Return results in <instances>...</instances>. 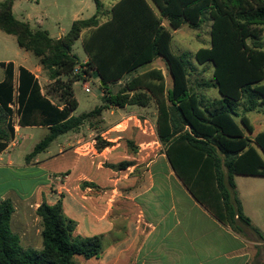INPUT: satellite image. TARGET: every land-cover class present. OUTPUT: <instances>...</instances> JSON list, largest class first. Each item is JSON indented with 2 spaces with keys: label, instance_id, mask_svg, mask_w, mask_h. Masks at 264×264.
Instances as JSON below:
<instances>
[{
  "label": "trees",
  "instance_id": "16d2710c",
  "mask_svg": "<svg viewBox=\"0 0 264 264\" xmlns=\"http://www.w3.org/2000/svg\"><path fill=\"white\" fill-rule=\"evenodd\" d=\"M13 1L0 2V31L14 36L20 49L38 59L50 83L42 93L35 76L19 67L15 86L13 63L0 62V153L14 139V112L18 126L48 128L25 157L29 162L106 107H146L154 101L157 138L174 174L219 222L238 234L248 229L264 242L262 232L243 214L234 182L236 175L264 177V131L249 138L253 127L245 116L264 109V0H117L109 10L102 0H93L94 15L74 21L59 39L17 20ZM205 20L210 22V47L197 50L194 58L211 63L212 78L204 85L215 88L218 99L195 92L189 55H174L170 48L171 31L184 24L197 29ZM81 36L87 63L73 73L80 63L71 48ZM157 58L165 62L170 89H165L160 70L152 69L125 81L115 94L109 91L124 75ZM91 73L101 83L103 104L74 116L78 103L73 84ZM107 146L100 141L96 150ZM13 212L10 199L0 200V264H76V256L91 259L103 248L101 236L74 235L76 225L63 213L61 200L42 202L36 209L40 249L21 245L10 227Z\"/></svg>",
  "mask_w": 264,
  "mask_h": 264
},
{
  "label": "crops",
  "instance_id": "0c3cea01",
  "mask_svg": "<svg viewBox=\"0 0 264 264\" xmlns=\"http://www.w3.org/2000/svg\"><path fill=\"white\" fill-rule=\"evenodd\" d=\"M115 1L103 2L105 9L109 10ZM95 11L93 0H14L12 4V14L17 20L27 22L32 29L47 31L52 39L61 38L74 21L88 19ZM162 25L167 27V22L163 20ZM22 61L27 63L25 58ZM157 61H161L159 66ZM86 63L87 56L78 67H85ZM162 63L157 58L148 68L144 66L146 69L126 74L116 84L156 69L164 77L165 89H170L165 78L166 65ZM27 64L13 63L15 86L18 68L24 67L35 76L43 93L50 81L38 60ZM87 80L99 81L95 73L83 82ZM157 116L154 101L146 107H106L101 112L103 122L99 131L109 146L96 152L93 159L76 154L80 149L75 146L80 128L73 135L64 134L65 138L56 144L55 155L41 159L39 153L26 162L27 149L19 148L28 147L31 152L34 143L30 140L26 146L25 141L31 135L19 133L41 129L47 135L48 128L18 126L14 112L11 118L14 139L0 153V200L12 201L10 227L19 236L21 245L41 248L36 209L42 202L52 205L61 200L63 213L76 225L74 235L102 237L103 248L94 257L101 260L99 264H264V242L248 229L238 234L219 222L174 174L163 152L159 153L162 146L158 138L154 140V124L150 123ZM121 146L131 148L134 153L127 152L122 158L117 152ZM50 153L48 150L47 155ZM66 155L72 159L69 166L49 167L50 161ZM105 162L110 164L104 166ZM121 162L129 165L119 169L116 166ZM139 166L144 167L142 174L134 172ZM23 170L40 172L41 177L30 191L10 185L4 188L9 179L18 177L17 171ZM260 179L264 177L236 175L234 182L243 214L264 236V182ZM111 213L113 219L109 218ZM80 257H75L76 264H88L80 261Z\"/></svg>",
  "mask_w": 264,
  "mask_h": 264
},
{
  "label": "rangeland",
  "instance_id": "374dc122",
  "mask_svg": "<svg viewBox=\"0 0 264 264\" xmlns=\"http://www.w3.org/2000/svg\"><path fill=\"white\" fill-rule=\"evenodd\" d=\"M109 1L111 0H103L104 3H108ZM44 29L49 30V27L45 26ZM171 35H172V40L170 43V48H171L172 53L174 55H180L182 53H187L189 55V60H190L189 80L194 86L195 92L201 98L218 99L219 94L217 90L215 88L206 87L204 85L206 82H209L212 78L211 63L205 62L203 64H200L194 58V53L197 50L201 48L210 47V22L205 20L204 23L197 29L190 28L184 24L178 30L171 31ZM71 53L77 58L80 64L83 62L86 55L82 48L81 38L75 41L74 45L71 48ZM24 58L26 59L27 63L37 62L38 60L32 53L26 52L20 49L16 43V39L14 36L6 35L0 31V62H13L16 66L28 65L27 63L22 61ZM162 62L165 63L163 60ZM160 64H161V61L156 62L157 66H159ZM149 66L150 65H146L145 67L148 68ZM145 67L144 69H146ZM2 78H3V69L0 67V81L2 80ZM165 78L167 80L168 87H170L171 78L167 72V68L165 69ZM123 84L124 83L110 85L109 91L112 94H115L123 86ZM99 85H100L99 81L96 82L94 80H87L86 82L77 81V83L73 84V92H74L75 99L78 103V106L76 110L73 111L72 115L79 116L83 113L90 112L94 108L101 106L103 104L101 96L103 95L104 91H102L99 88ZM237 111H238V114L240 115L241 108H239ZM245 116L247 117L250 125L253 127V133L251 135H247L249 138H252L257 133L264 131V109L263 107H259L255 111L247 112ZM116 117L117 115H115L113 118H116ZM151 121L152 123H150V125L153 126L154 124L153 126L154 138L155 137L157 138L156 121L154 119L152 120V118H151ZM102 122L103 120H102L101 115L91 117L87 121L84 122V124L81 126V134L77 139L79 140V142L77 143V145H75L76 147H80V149L76 152V154H79L89 159H93V156H95L96 152H98L96 150V145L100 141H104V139H102V137L100 136V131H99V128L102 126L101 125ZM23 132H27V134L31 135V138L25 141L26 146H28V143L31 142L30 140L33 141L34 146H35L46 135V132L44 130L33 129V130L22 131L21 133H19V136H22L24 134ZM67 135H73V132H70ZM64 138H65V135L60 136L54 143H52L49 146V148L46 151L38 155L39 158L45 159L48 156L55 155L56 154V144L58 142H61ZM156 138L154 139L155 142H156ZM23 142L24 140L22 141V143ZM22 149L23 150L27 149V152H26L27 155L30 153V150H28V147H23V148L21 147V149L19 148V150H22ZM118 149L119 150L117 152L122 158L123 156H125L127 152L129 154L134 153V150L132 151L131 148H128L126 146H121ZM48 150L51 151L49 155H47ZM162 152H163V149L159 151V153H162ZM71 163H72L71 157H69V155H66L65 157L55 158L54 161L53 160L50 161L49 167L66 168ZM109 164L110 163L105 162L104 166H108ZM143 170H144V167L139 166L138 168H136L134 172L136 174H142ZM93 174L96 176H99L98 172H95ZM16 176H18L16 177V179H9L4 184V188L10 185V188L20 187L21 191L28 192L31 190L32 185H34V183L41 177L40 172L35 171V170L17 171ZM260 180L264 182V179H260ZM109 218L113 219L112 213L109 216ZM30 223L32 224V226H34V228H37V225L34 223V221H32V219H30ZM23 247H28V246L26 245ZM79 260L82 262H86L88 264H99V262H101V260L97 258L85 260L80 257Z\"/></svg>",
  "mask_w": 264,
  "mask_h": 264
},
{
  "label": "built area",
  "instance_id": "2783aa9c",
  "mask_svg": "<svg viewBox=\"0 0 264 264\" xmlns=\"http://www.w3.org/2000/svg\"><path fill=\"white\" fill-rule=\"evenodd\" d=\"M85 67H76L75 69H74V71H73V73H78V72H80L81 70H83ZM11 109L13 110H15L16 109V105L15 104H13V105H11Z\"/></svg>",
  "mask_w": 264,
  "mask_h": 264
},
{
  "label": "water",
  "instance_id": "95a60500",
  "mask_svg": "<svg viewBox=\"0 0 264 264\" xmlns=\"http://www.w3.org/2000/svg\"><path fill=\"white\" fill-rule=\"evenodd\" d=\"M101 84V83H100Z\"/></svg>",
  "mask_w": 264,
  "mask_h": 264
}]
</instances>
